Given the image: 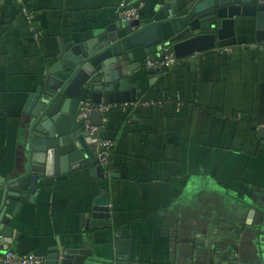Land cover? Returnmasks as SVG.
I'll use <instances>...</instances> for the list:
<instances>
[{"label": "crops", "instance_id": "obj_1", "mask_svg": "<svg viewBox=\"0 0 264 264\" xmlns=\"http://www.w3.org/2000/svg\"><path fill=\"white\" fill-rule=\"evenodd\" d=\"M167 1L25 0L31 23L23 5L2 6L1 179L27 172L30 96L46 68L123 20V3H142L144 18ZM235 26L234 37L166 73L146 64L159 56L134 52L125 77L137 100L103 99L111 110L92 115L114 143L108 179L89 169L41 178L10 224V251L46 264H61L56 254L68 249L90 250L84 264H264V48L254 18ZM154 92L160 107L130 106ZM104 195L110 224L92 227Z\"/></svg>", "mask_w": 264, "mask_h": 264}, {"label": "water", "instance_id": "obj_2", "mask_svg": "<svg viewBox=\"0 0 264 264\" xmlns=\"http://www.w3.org/2000/svg\"><path fill=\"white\" fill-rule=\"evenodd\" d=\"M254 18L257 41L264 48V0H169L154 13L138 20H118L73 45L46 68L41 85L30 96V164L26 174L0 178V252L10 250L6 237L24 203L32 201L41 178L58 177L89 169L108 179L98 163V137L76 119L79 104L136 101V89L125 76L134 52L163 57L168 47L175 57L191 60L235 36L240 18ZM162 67V73L167 72ZM153 72H150V76ZM132 88V89H131ZM264 137V130L260 131ZM106 195L96 199L91 225L110 224ZM1 239V238H0ZM87 249L56 254L61 264H84Z\"/></svg>", "mask_w": 264, "mask_h": 264}, {"label": "built area", "instance_id": "obj_3", "mask_svg": "<svg viewBox=\"0 0 264 264\" xmlns=\"http://www.w3.org/2000/svg\"><path fill=\"white\" fill-rule=\"evenodd\" d=\"M7 1H15L21 5L22 14L27 18L29 23H31L33 16L30 11L25 6V0H0V15L2 6ZM143 4L139 3L136 5H128L123 3L119 8V17L126 21H133L140 19L141 9ZM227 51H229L227 49ZM165 55L163 57H147L146 64L150 68L154 67H168L171 68L175 66L178 59L175 57L174 53L168 48H164ZM128 105V104H126ZM130 106L135 107H160L161 105L155 101H140ZM111 110V106L105 103H92L89 101L82 100L79 104V110L77 113V120L81 122L85 128V131L91 136L98 137L97 143V153H98V163L103 168H107L111 164V158L113 154V141L101 137V132L104 129V124L101 126L95 125L92 121V115L96 112L105 113ZM0 264H46V259L35 253H25L20 254L14 251H7L5 253L0 252Z\"/></svg>", "mask_w": 264, "mask_h": 264}, {"label": "trees", "instance_id": "obj_4", "mask_svg": "<svg viewBox=\"0 0 264 264\" xmlns=\"http://www.w3.org/2000/svg\"><path fill=\"white\" fill-rule=\"evenodd\" d=\"M155 58V57H154ZM157 93H152V94H149V95H147L144 99H143V101H157L158 100V98H161V96L160 95H156Z\"/></svg>", "mask_w": 264, "mask_h": 264}]
</instances>
